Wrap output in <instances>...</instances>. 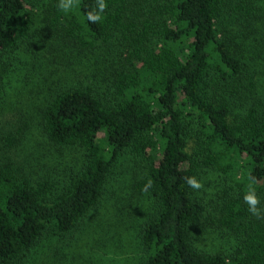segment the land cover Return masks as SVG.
I'll list each match as a JSON object with an SVG mask.
<instances>
[{
	"label": "trees",
	"instance_id": "obj_1",
	"mask_svg": "<svg viewBox=\"0 0 264 264\" xmlns=\"http://www.w3.org/2000/svg\"><path fill=\"white\" fill-rule=\"evenodd\" d=\"M262 2L105 0L102 20L89 23L95 0L68 13L58 0H0V96L17 86L43 100L27 102L18 130L0 140V264H28L44 238L83 231L125 156L142 161L134 190L149 201L133 223L135 264H264V218L243 199L255 178L264 213ZM41 3L51 34L34 33ZM79 55L108 63L110 90L52 80ZM34 113L51 145L83 151L65 181L37 177L12 156ZM209 229L230 249L201 246Z\"/></svg>",
	"mask_w": 264,
	"mask_h": 264
},
{
	"label": "rangeland",
	"instance_id": "obj_2",
	"mask_svg": "<svg viewBox=\"0 0 264 264\" xmlns=\"http://www.w3.org/2000/svg\"><path fill=\"white\" fill-rule=\"evenodd\" d=\"M264 5V0L262 2ZM40 10L35 12L36 30L47 33L54 29L46 20V3L39 5ZM38 12V13H37ZM52 42V41H51ZM50 43V42H49ZM37 54L39 49L37 48ZM56 56L59 52H53ZM23 54V53H22ZM48 57L50 54L47 53ZM27 58L33 59L32 55ZM34 62V60H31ZM75 66L66 73L54 75L52 80L64 83L69 77H74L76 83H92L101 90L112 88V78L108 63L97 58L73 56L65 63ZM46 67L45 64H42ZM41 71V68L38 70ZM107 73V74H106ZM44 75V74H43ZM8 88L0 96V140L15 133L20 127L27 113L26 104L29 102L42 104L43 100L31 93L30 88ZM21 92H19V90ZM28 102V103H27ZM33 106L37 107L36 104ZM24 109V110H23ZM31 118L30 129L25 136L20 149L12 152V156L23 163L28 172L41 177L50 178L54 181H65L70 173L80 169L83 165V151L77 147L57 148L51 145L39 126V118L36 113ZM116 168L110 181V187L102 203L95 209L84 223L83 231L73 233L60 239L50 236L33 250L27 258L28 264H135L142 258L137 240L136 216L140 208H147V197L140 195L134 190L136 181L144 176L142 161L133 156L123 157ZM212 176V182L216 189L220 190V179ZM201 246L212 250L230 249L226 240L217 230L204 231L198 234Z\"/></svg>",
	"mask_w": 264,
	"mask_h": 264
},
{
	"label": "clouds",
	"instance_id": "obj_3",
	"mask_svg": "<svg viewBox=\"0 0 264 264\" xmlns=\"http://www.w3.org/2000/svg\"><path fill=\"white\" fill-rule=\"evenodd\" d=\"M78 4L79 0H58L57 8L64 13H68L77 7ZM106 8L107 4L105 3V0H95L94 6L91 8V10L86 12V19L89 23L100 22L103 18V13L105 12ZM185 180L191 188L200 189L202 187V184L199 183L195 177H186ZM152 183V180L149 179L145 185L144 191H147L148 188H151ZM255 183V178H252L251 183L248 185V191L244 195L243 199L248 206V211L252 215L256 216L257 218H264V213H262V210L258 207L260 201L253 187ZM226 264H229V262H226Z\"/></svg>",
	"mask_w": 264,
	"mask_h": 264
}]
</instances>
